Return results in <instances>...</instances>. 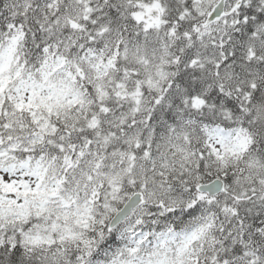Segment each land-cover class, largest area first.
I'll return each instance as SVG.
<instances>
[{
    "label": "snow or ice",
    "instance_id": "snow-or-ice-1",
    "mask_svg": "<svg viewBox=\"0 0 264 264\" xmlns=\"http://www.w3.org/2000/svg\"><path fill=\"white\" fill-rule=\"evenodd\" d=\"M0 264H264V0H0Z\"/></svg>",
    "mask_w": 264,
    "mask_h": 264
}]
</instances>
